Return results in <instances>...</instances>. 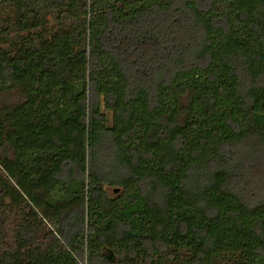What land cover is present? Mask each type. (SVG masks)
<instances>
[{"label": "trees", "instance_id": "16d2710c", "mask_svg": "<svg viewBox=\"0 0 264 264\" xmlns=\"http://www.w3.org/2000/svg\"><path fill=\"white\" fill-rule=\"evenodd\" d=\"M85 258L264 264V0H0V264Z\"/></svg>", "mask_w": 264, "mask_h": 264}, {"label": "rangeland", "instance_id": "374dc122", "mask_svg": "<svg viewBox=\"0 0 264 264\" xmlns=\"http://www.w3.org/2000/svg\"><path fill=\"white\" fill-rule=\"evenodd\" d=\"M107 190H108V193H109V195L111 197L115 195V192H114V188L113 187H109ZM82 263L83 264H88V260L85 258V260H83Z\"/></svg>", "mask_w": 264, "mask_h": 264}]
</instances>
